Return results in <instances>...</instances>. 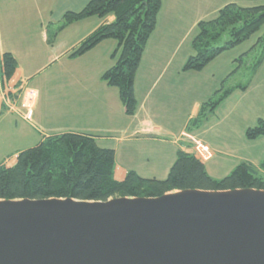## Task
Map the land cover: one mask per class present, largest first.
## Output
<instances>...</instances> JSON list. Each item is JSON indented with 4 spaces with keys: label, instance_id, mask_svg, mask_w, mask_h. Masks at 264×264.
<instances>
[{
    "label": "crops",
    "instance_id": "0c3cea01",
    "mask_svg": "<svg viewBox=\"0 0 264 264\" xmlns=\"http://www.w3.org/2000/svg\"><path fill=\"white\" fill-rule=\"evenodd\" d=\"M88 1L0 0V59L9 52L17 61L12 76L0 81V90L13 98L14 103L13 108H5L0 96V163L13 165L18 151L27 148L28 142H36V145L43 136L84 132L94 135L99 147L114 150L116 180H123L128 171L143 178L163 179L177 149L189 152L186 142L192 148V143L184 136L199 138L185 129L190 118L197 114L199 105L209 96L206 93L195 98L188 84L195 83L196 76L193 71L183 70L192 53L191 41L197 23L214 18L227 3L256 6L264 5V0H161L155 28L135 72L136 109L130 116L125 114L118 90L101 78L117 59L114 40H104L80 56H69L82 39L114 17L91 16L58 29L65 12L80 11ZM83 24L85 26L78 31L72 28ZM64 63L66 72L58 77L66 76L67 80L62 81L64 87H59L60 92L53 88L51 93L45 89L47 99L39 106V92L28 88V82L40 68ZM263 64L264 60L259 68ZM249 87L228 94L216 107L213 122L208 119L203 124L208 125L205 130L233 116L247 122L251 109L243 107L242 95ZM242 108L245 109L240 111ZM32 109L36 112H31ZM219 111L223 112L221 117ZM30 112L31 120L28 119ZM17 144L21 148L4 149ZM205 145L211 152V157L202 161L207 170L206 164L216 159L217 150L208 142ZM241 158L254 165L248 157ZM207 172L212 176L209 170Z\"/></svg>",
    "mask_w": 264,
    "mask_h": 264
},
{
    "label": "trees",
    "instance_id": "16d2710c",
    "mask_svg": "<svg viewBox=\"0 0 264 264\" xmlns=\"http://www.w3.org/2000/svg\"><path fill=\"white\" fill-rule=\"evenodd\" d=\"M161 0H89L77 12H65L58 29L82 19L112 15L109 23H102L69 54L80 56L98 43L112 39L117 43L115 63L101 78L117 88L125 114L133 115L136 100L133 81L143 49L155 28ZM264 25V5L239 6L230 2L219 8L216 16L197 23L191 41L192 53L183 65L184 71L202 70L221 52L234 48L255 34ZM226 36V39L224 37ZM261 52L249 65L252 74L264 59V32L256 45L241 54L236 62L240 68L244 58ZM17 68L15 57L5 52L0 59V81L9 79ZM234 72V71H233ZM247 83L234 88L216 90L212 97L199 105L190 118L186 132L200 125L235 88L244 90ZM264 136V119L245 130L249 140ZM185 147L190 143L186 142ZM115 153L111 148L99 147L95 136L84 132H62L43 136L34 146L18 151L15 163H0V199L71 198L86 201H106L114 197H157L171 191L196 190H264V160L258 166L242 161L222 178H214L204 163L193 153L178 148L175 159L164 179L143 178L128 171L123 180L114 178Z\"/></svg>",
    "mask_w": 264,
    "mask_h": 264
},
{
    "label": "water",
    "instance_id": "95a60500",
    "mask_svg": "<svg viewBox=\"0 0 264 264\" xmlns=\"http://www.w3.org/2000/svg\"><path fill=\"white\" fill-rule=\"evenodd\" d=\"M0 264H264V190L0 199Z\"/></svg>",
    "mask_w": 264,
    "mask_h": 264
},
{
    "label": "rangeland",
    "instance_id": "374dc122",
    "mask_svg": "<svg viewBox=\"0 0 264 264\" xmlns=\"http://www.w3.org/2000/svg\"><path fill=\"white\" fill-rule=\"evenodd\" d=\"M84 26V24L75 25V27L72 28L78 31ZM196 32L197 31L195 30V34ZM263 32L264 25H262V27L255 34L251 35L249 39L234 49L221 52L217 58L210 61L202 70L193 71L192 74L196 76V81L195 83L188 84L189 88L193 89V93L197 99L208 93L209 96L208 98H205L206 101L213 96L214 92L221 87L222 83L223 89H228L249 81L247 87H249V85L250 87L248 88L247 93L242 95L244 98L242 103L244 104L243 107L247 109L250 107L251 109V117L247 122H240L238 120V116H233L229 119H223L211 129L205 130L208 125L204 127L203 124H205L208 119H210V122H213L215 118L212 116L215 112L214 110L213 113H211L200 125L193 127L191 130L194 134H197L203 142L210 143V145L217 150L216 159L206 164L207 170H209L210 173H212L211 175L215 176L217 179L227 175L236 165L242 162L243 159L241 157L243 156L253 160L254 165L257 166L264 160V136L253 140H249L245 137V130L248 128L246 125L254 126L259 118L264 119V64L259 68L260 64L253 74L249 66L255 60V57L261 52V49L257 47L256 52L249 53V56L244 58V62L240 68H238V63L236 62L237 58L241 54L245 52L248 53L251 48L256 45L257 38L261 36ZM190 37L192 38V34ZM224 39H226V36ZM66 68V63L40 68L37 74L28 82V88L37 89L39 92V106H41V101L43 99H47L44 95L45 89L51 93L53 88H55L56 92H60V88L64 87L62 84L65 82L62 81L67 80L66 76L61 79L58 77H60L63 72H66ZM241 91L243 90L235 88L231 91V93ZM191 93L192 90L189 92L190 99L192 98ZM245 108H242L240 111ZM31 112L35 113L36 110L32 109ZM31 112L28 114L29 120H31ZM222 115L223 112L219 111V116L221 117ZM37 127L39 131H41L40 126L37 125ZM34 143L36 142H28V144H26L28 145L27 148L32 147ZM11 146L12 148H21L17 144L9 145L4 149L9 150ZM185 148L191 150L189 147Z\"/></svg>",
    "mask_w": 264,
    "mask_h": 264
},
{
    "label": "built area",
    "instance_id": "2783aa9c",
    "mask_svg": "<svg viewBox=\"0 0 264 264\" xmlns=\"http://www.w3.org/2000/svg\"><path fill=\"white\" fill-rule=\"evenodd\" d=\"M0 96L5 108H13V98L7 96V94L3 90H0ZM184 137H186L192 143V148L191 150H189V152L193 153L198 159L203 161L211 157L209 148L202 140L190 135H185Z\"/></svg>",
    "mask_w": 264,
    "mask_h": 264
}]
</instances>
